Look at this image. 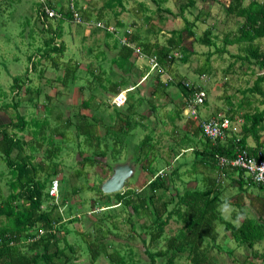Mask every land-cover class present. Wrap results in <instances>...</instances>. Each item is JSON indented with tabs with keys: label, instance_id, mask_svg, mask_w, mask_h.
Segmentation results:
<instances>
[{
	"label": "trees",
	"instance_id": "obj_1",
	"mask_svg": "<svg viewBox=\"0 0 264 264\" xmlns=\"http://www.w3.org/2000/svg\"><path fill=\"white\" fill-rule=\"evenodd\" d=\"M75 1L39 0L37 10H35L36 19L40 24L36 30L41 37V47L36 48L37 54H39L38 60L48 62L55 69L62 66V63L59 61L64 53V45L61 41L63 34L62 24H73L79 27L83 24L84 27V25L86 26L90 22L87 9L77 6ZM149 1L154 6L152 10H148L142 3L136 4L135 10L142 15L143 25L147 27L145 31L151 35H156L162 32V29L158 27L155 32L154 24L166 20L162 13L171 14V12L163 6L167 0ZM195 1L183 0L178 4L177 14L182 19L184 25L179 30L168 31V37L162 45H159L155 41H148L147 37L142 38L139 36L137 30L129 31V33L124 32L121 37L125 38V42L121 43L119 38H117L112 43V48L116 49L117 52L115 57L111 59V63L124 73L131 69V57L140 54L145 60L147 58L155 60L157 65L155 69L151 70L148 62L145 65V74L148 76L151 73L153 79V87L149 95L162 94L170 84H174L178 89L182 99L177 103L176 106L179 108L172 112L170 120L181 116L193 93L201 90L204 91L200 85L192 84L185 78L170 77L168 73V69L172 65L183 63L187 60L185 56L186 48L182 42L184 38L194 36L190 28L194 26L193 22L200 20V18L194 15V19L189 22L182 14L186 8L193 7ZM199 1L202 2L204 0ZM122 2V0H104L101 7L95 11L92 17V24H94L92 32H103L105 37L111 38L115 37L114 34L117 33L118 28H125L127 25L118 19L120 13L124 12ZM242 2L243 0H232L225 7L226 15H233L241 19V22L235 32H228L223 35L222 44L223 46H237V53L230 55V57L233 58V62H239V67L245 66L249 68L251 65H255L259 69L264 70V51H260L259 43H257L258 40L264 41V2L249 0L245 5H242ZM42 6L52 10L59 17L56 19L46 18V15H44L42 22H40L38 12L41 11ZM115 8L118 9L115 10ZM103 11L105 13L111 12L113 20L109 21L105 19L106 15L103 17ZM73 13L77 14L82 23H75L73 21ZM99 23L105 27H112L114 33L106 32L95 26V24ZM214 38L211 28L208 27L196 41L206 47H211L214 46ZM216 50V52L224 53L223 48H217ZM208 56H206L204 63L196 70V74L199 76L209 74L210 65ZM27 60L30 63L28 71H35L36 67L32 64L31 57H27ZM77 68L76 62L69 64L67 61L62 68L63 75L54 80L62 87L71 86L76 79L75 72ZM164 75L165 79L163 78ZM89 76L92 80L98 82V93H109L107 96L109 99L106 97L108 102L100 101L95 107V110L98 109V106L103 108L109 107L112 110V114L108 115L106 119L96 114V111L94 116L91 115L88 118L78 115V112H76L72 118H64L63 122H61L60 114H58L54 118L56 126L53 128L52 134L58 135L59 141H54L50 136L44 137L48 126V121L45 118L41 119V121L33 118L26 121L22 116L15 113L14 122L8 121L5 124H0V163L7 170L6 177L5 173L4 175L0 173V178L4 179L2 181L3 186L7 191L5 195L0 192V218H2L0 219V264H69L74 257V248L65 239L69 233L65 227V223L69 224L77 221V219L73 217L64 222L61 221L62 216L56 212V209L57 207L64 206L68 197L60 193L57 203V197L53 198L49 194L52 178L58 173L53 160L62 148L61 142L65 141V132L67 130L72 128L75 137L82 138L79 145L92 153L93 158L80 156L81 159L78 163L81 166L85 164L92 166L97 163V158H104L107 155L113 161L116 160V157L126 148L127 136L136 127L143 128L132 117L135 103L131 101L133 94L130 95L129 92L135 91V94L138 92L136 87H133L134 85L125 87L126 82L123 78L115 81L107 80L105 85H101L99 77L93 75L92 72H89ZM24 80L25 83H28L27 78ZM21 83L22 81L18 77L12 78L10 85L12 86L10 87L11 95H15L18 92ZM183 83L187 84L184 85ZM263 83L264 74L256 76L252 85L244 89L242 94H256L263 97L264 92L261 87ZM78 88L81 90L82 87L78 86ZM86 89L88 91L91 90L89 87ZM123 90L125 91V100L121 105L115 106L111 103V98ZM24 93L36 95V91L29 88H26ZM204 95L202 103L196 105L194 108L199 120L217 116L215 113L203 118L198 116V107L205 105V92ZM4 96L5 94L0 91V98ZM92 100L91 94L79 106L83 109H88ZM140 102L141 99L138 98L136 100V107ZM226 103L229 108L225 112V117L229 122H232L236 108L239 109L240 105L233 108L229 98L226 99ZM18 104L19 101L16 100L9 106L16 109ZM261 104L264 105V101H261ZM250 105L251 102H245L246 108H249ZM2 108H6V106L3 105ZM46 114H50L48 109H46ZM120 116L123 118L121 119ZM239 117L241 123L237 133H231L232 130L229 129L228 135L223 141L217 140L212 142L205 138L196 124V127L190 133L186 131L180 136L177 142L179 147L188 144L194 146V143L198 141L201 143L198 150L195 147L191 148L187 146L195 158L199 157V159H195L191 163L190 170L192 174L196 173V166H199L200 168H208L215 175L211 177L203 176L201 179L203 186L200 190L185 189L180 194L175 192L170 201H161L157 203L158 206L153 201V199L158 198L155 197L154 193L159 189L168 190V182L170 180L166 179L167 174L153 173L151 170L154 157L152 156V139L149 134H144L143 138L134 145L133 158L131 157V159L135 165L141 164L140 161L145 162V165H141L142 169L144 172L150 174L151 179L144 187L150 193L139 196L138 193L127 190L121 193H112L111 196L114 198L116 205H122L124 209H128H125L127 213L126 221L131 233L134 232L132 217L138 218L139 216H144L149 219L147 224H139V229L147 237V246H145L144 240H141L142 255L146 258L147 264H157L156 261H163L162 264H174L175 260L180 257H185L190 264H217L209 256L213 250H216L218 253L221 252L220 247L215 243L217 238L215 231L216 224L222 225L223 232L228 234V237H230L237 248H241L245 252L239 264H257L252 263L246 252L251 258L257 261L260 260L259 257L262 254L256 253L253 246L264 238V200L257 196L255 198L260 202L254 203L251 200V202L247 200L246 196L250 188L256 187L259 191H264V188L251 182L249 177L241 170H227L217 165L218 158L232 159L237 150H244L254 156L255 159H264V143L260 141L261 134L264 133V107L261 110L255 108L251 112L245 111ZM138 118L143 120V117L139 116ZM114 126L117 127L115 128ZM29 127L31 129L27 131ZM97 127L102 128L104 137L111 139L109 145L97 134ZM24 132L29 134L30 138L24 139ZM15 133H20V135H16ZM247 139L253 142V146L246 144ZM44 145L46 147L42 152V159L35 163V153L41 150ZM79 145L77 142L76 146L78 148ZM166 165L168 166V164ZM175 171H177L176 168L172 169L170 175L178 176ZM232 174H236V178L231 177ZM79 175L80 172L75 171V177H79ZM217 175L219 178H230L231 182L239 190V195L234 199V206L241 213V216H238L241 219L237 225L225 221L217 210L221 204H233L228 200L226 202L225 199L222 200L220 198V179H218ZM77 191L78 189H72L73 194L77 193ZM96 191L100 192L97 188ZM111 196H106V203L109 202ZM53 200L54 202H51L50 205H46V209L42 208L44 202ZM250 203H253V205H250ZM168 204H173V207L169 211L166 210ZM244 204L249 207L250 217L244 216V212L242 213L244 211L243 207H245L243 206ZM113 212H109L108 209L103 213V217L100 220L108 217L113 218L111 217V215H114ZM170 220L179 224V227L175 230V234L165 237V227ZM111 224L112 228L115 229V224ZM99 230L98 228L96 229L97 235ZM74 233L81 239L82 237L86 239L89 236H84L77 231ZM99 236L101 237L94 236L92 242L88 243V264H94L101 254L107 258L109 264H126V257L119 255L117 250L107 252V247L103 243L104 236L101 234ZM132 236L133 233L129 234V237ZM111 242L113 243V241ZM160 244L161 246H159ZM125 248L126 253L130 256L132 248L129 246V243L125 244ZM232 252L227 251L225 253L228 256ZM232 261L233 259H231ZM128 262L129 264H139L133 263L130 257Z\"/></svg>",
	"mask_w": 264,
	"mask_h": 264
},
{
	"label": "rangeland",
	"instance_id": "obj_2",
	"mask_svg": "<svg viewBox=\"0 0 264 264\" xmlns=\"http://www.w3.org/2000/svg\"><path fill=\"white\" fill-rule=\"evenodd\" d=\"M103 1H75L77 6L87 9L90 22L88 26L84 25V27L83 24H81V27L73 24L68 25L67 23L62 24L63 34L61 41L64 45V53L59 60L62 66L55 69L48 62L38 60L39 54H37L36 48L41 47V37L36 30L40 24L36 19L35 10H37L39 0H0V91L5 94L4 97L0 98V124H5L8 121L14 122L15 113L22 116L26 121L32 118L41 121V119L45 118L48 121V126L44 137L50 136L54 141H59L58 135L52 134L53 128L56 126V121L54 120L56 115L60 114L61 122H63L64 118H72L76 112H78V115H83L88 118L91 115L94 116L96 111V114L103 117V119H106L108 115L112 114V110L109 107L103 108L98 106V109L95 110L96 104L98 105L100 101H107L109 93L97 92L98 82L92 80L89 72L99 77L101 85H105L107 80L115 81L120 78H123L126 82L125 87L134 85L133 87H136L138 92L136 94L135 91L129 92L130 95L133 94L131 101L135 103L132 110L134 112L132 117L143 128L136 127L127 136L126 148L116 157V160L113 161L107 155L104 158H97V163L92 166L86 164L81 166L78 163L81 159L80 156L90 158H93V156L88 149L79 145L82 138L75 137L72 128L67 130L65 132L66 139H64V142H61L62 148L53 160L58 173L52 178L51 182V185H55L56 183L55 191L53 187L49 191V194L53 191L55 195L57 194V203L60 193L68 197L65 205L57 207L56 209V212L62 216L61 221L64 222L73 217L77 219V221L69 224L65 223V227L69 231L65 239L74 248V257L69 264H88V243L92 242L94 236L101 237L99 234L104 236L103 243L107 247V252L117 250L119 255L126 257V264H129V257L133 263L147 264L146 258L142 255L143 248L141 246V240H144L145 246H147V237L139 229V224H147L149 219L144 216H139L138 218L132 217L134 221V232H132L133 236L129 237V234L132 233L126 221L127 213L125 209L127 208L124 209L122 205H116L111 194H103L101 192L99 194L96 191L100 183L110 175L111 166L127 160L132 161L131 157L133 158L134 145L143 138L144 134H149L152 139V156L154 157V162L151 161V170L153 173L167 174L166 179L170 180V182L167 181L169 183L168 190L159 189L155 191L154 195L158 198L153 199V201L156 206L161 201H170L175 192L180 194L185 189L200 190L203 186L201 181L202 177H211L215 174L214 172H210L206 167L200 168L196 166V173L194 174L190 170L192 161L199 159V157L195 158L187 146L191 148L195 147L198 150L201 146L199 141V143H194V146L188 144L179 147L177 145L180 136L186 131L190 133L196 126L195 121L184 116L182 113L179 118L170 120L172 112L179 108L176 106L177 103L182 99L180 92L174 84L168 85L162 94L151 96L149 92L153 87V79L151 73L148 76L145 74V65L147 64L145 59L138 56L131 57V69L126 73L118 70L111 63V59L115 57L117 52L116 49L112 48L113 40L117 38L123 39L121 35L124 32L129 33V31L137 30L139 36L142 38L147 37L148 41H155L159 45H162L168 37V31L181 29L184 24L177 14V6L183 0L166 1L163 6L169 9L171 14L162 13L166 20L154 24L155 32L158 27L162 29V32L156 35H151L145 31L147 27L143 25L142 15L135 10L136 4L142 3L148 10L154 8L153 4L149 0H122L124 12L122 11L120 13L118 19L127 26L117 29L116 38L114 36V38H107L103 32H92L94 26L92 24V17L95 11L101 7ZM231 1L204 0L201 2L196 0L193 7H188L184 10L182 16L189 22L194 19V15H197L200 20L193 22L194 26L190 28L194 36L186 37L182 42L186 48L185 56L187 60L183 63L172 65L168 69V73L170 77L185 78L192 84L200 85L204 90L206 101L205 105L199 106L197 109L199 117H208L215 113L217 116L227 119L225 117V112L229 108L226 103L227 98H229L233 108L240 105L239 109L236 108L234 120L230 122L231 133H237L241 123L239 115L245 111L251 112L255 108L262 109L264 107L261 104V101H264V95L262 97L256 94H242L244 89L252 85L256 76L264 74V70L259 69L255 65H251L249 68L245 66L239 67V62H233V58L230 57V55L237 53V46H223L222 44L223 35L228 32H235L241 22V19L233 15L225 14V7ZM248 1L243 0L242 5L247 4ZM257 1L264 2V0ZM117 9L115 8V10ZM103 15V17L106 15L105 19L109 21L113 20L111 12L105 13L103 11ZM208 27L211 28L212 35L215 37L213 39L214 46L211 47H206L196 41ZM257 43H259L260 51L263 52L264 41L258 40ZM217 48H223L224 53L216 52ZM207 55H209V74L199 76L196 74V70L204 63ZM27 57H31L32 64L36 67L33 72L28 71L30 63ZM67 61L69 64L77 63L78 68L75 72L76 79L71 86L62 87L54 79L60 78L63 75L62 68ZM165 75L163 76L164 79ZM13 77H18L22 81L15 95H11L10 88L12 87L10 85ZM25 78L28 79V83H25ZM78 86L82 87L81 90ZM87 87L91 88V90L88 91L86 89ZM261 87L264 92V83ZM26 88L36 91V95L31 93L25 94L24 90ZM91 94L93 100L89 105L90 107L88 109L81 108L79 104L87 100ZM138 98L141 99V102L136 107V100ZM16 100L19 101V104L16 109H13L9 105ZM245 102H251L249 108H246ZM3 105L6 108H2ZM46 109L50 111L49 115L46 114ZM139 116L143 117V120L141 118L139 119ZM120 117L121 119L123 118L122 116ZM107 124L109 125V123ZM114 127L116 128L117 126ZM30 129L31 127L27 131ZM96 132L102 140L108 145L110 144L111 139L103 136L101 127H97ZM15 134L20 135V133ZM23 137L24 139H28L30 135L24 132ZM77 142L79 148L76 146ZM262 142H264V134ZM45 147L44 145L41 150L36 151L35 163L42 159V152ZM140 162L141 164H134L132 176L127 180L119 193L127 190L136 192L139 196L150 193L144 186L151 177L149 173L144 172L142 169L143 167L141 165H145V162ZM174 168L177 169L175 172L178 176L170 175V172ZM75 171L80 172L79 177H75ZM6 172L5 167L0 163V173H3V175L5 173L6 177ZM231 177L236 178V174H232ZM218 179H220L219 185L221 188L220 198L222 200L225 199L226 202L228 200L233 204H221L217 210L225 221L237 225L239 222L237 218L241 216V213L234 206V199L239 195V190L231 182L230 178L218 177ZM3 180V178H0V192L5 195L7 191L3 186ZM74 188L78 189V191L73 194L72 189ZM107 195L111 197L109 202L106 203ZM257 196L264 200V191H259L256 187L248 189L247 200L252 201ZM51 202H54V200L44 202L42 208L46 209V205H50ZM250 205H253V203H250ZM243 206H245L243 207L244 211H242L245 215H243L250 217L249 207L245 204ZM172 207L173 204H168L166 210L169 211ZM108 209L109 212L114 211V215H111L113 218L108 217L100 220L103 217V213ZM111 223L115 224V229L112 228ZM178 227L179 224L170 220L165 227V237L175 234V230ZM97 228L100 229L98 235L96 233ZM73 231L82 233L84 236H89L86 239L85 237L81 239ZM215 231L217 233L215 243L220 247L221 252L218 253L216 250H213L209 256L217 264H239L243 257L242 255L245 254L243 249L235 246L230 237H228V234L223 232L222 225L216 224ZM128 243L132 248V254L130 256L126 253L125 248V244ZM253 248L256 253L262 254V256L257 261L251 258L246 252L248 258H250L252 263L264 264V238L261 242L255 244ZM227 251L233 252L227 256L225 253ZM231 259H233L232 262ZM175 261L174 264H190L185 257H180ZM156 263L162 264L163 261H156ZM94 264H109V262L101 254Z\"/></svg>",
	"mask_w": 264,
	"mask_h": 264
},
{
	"label": "built area",
	"instance_id": "obj_3",
	"mask_svg": "<svg viewBox=\"0 0 264 264\" xmlns=\"http://www.w3.org/2000/svg\"><path fill=\"white\" fill-rule=\"evenodd\" d=\"M44 15H46V18L56 19L59 17V15L53 12L52 10H49L45 6H42L41 11L38 12V18L40 22H42ZM72 17L75 23H82V21L77 16V14L73 13ZM88 23L86 25H89ZM95 26L106 32L114 33V29L112 27H105L102 26V24L100 23L95 24ZM119 41L123 43L125 42V39L124 38L119 39ZM138 57L143 58V56H141L140 54L138 55ZM146 60L151 70L156 68L157 65L153 58H147ZM183 84L186 85L187 83H183ZM204 96H205L204 91L202 90L193 93L191 95L188 104L183 110V115L195 121V124L199 127L202 135L205 138L211 140L212 142L217 140L223 141L227 137L228 130L230 129V122L227 119H224L219 116H215V117H208L204 120H199L196 116V112L194 108L196 105L202 103ZM124 100H125V91H121L111 98V103L114 104L115 106H119L124 102ZM217 165L227 170H233V169L241 170L245 173L246 176L249 177L251 182H253L256 185L262 186L264 188V159H255L254 156L248 154L246 151L237 150L235 156L232 159H227L222 157L218 158ZM55 186L56 183L55 185H51L50 190H52V188L54 187V191H55L56 188ZM54 191L50 194V196L56 198L57 194L55 195Z\"/></svg>",
	"mask_w": 264,
	"mask_h": 264
},
{
	"label": "water",
	"instance_id": "obj_4",
	"mask_svg": "<svg viewBox=\"0 0 264 264\" xmlns=\"http://www.w3.org/2000/svg\"><path fill=\"white\" fill-rule=\"evenodd\" d=\"M134 163L125 161L111 166L110 175L100 183L98 190L103 194L120 192L127 180L132 176Z\"/></svg>",
	"mask_w": 264,
	"mask_h": 264
},
{
	"label": "crops",
	"instance_id": "obj_5",
	"mask_svg": "<svg viewBox=\"0 0 264 264\" xmlns=\"http://www.w3.org/2000/svg\"><path fill=\"white\" fill-rule=\"evenodd\" d=\"M262 109H263V108H262ZM258 110H261V109H258ZM182 114H183V112H182ZM235 132H236V131H235ZM263 134H264V133H262V134H261V137H260V141H261V142H262ZM263 143H264V142H263ZM246 144H247L248 146H253V142H252L250 139H247V140H246ZM252 201H253L254 203H255V202H257V203L260 202V201L257 200L255 197H254V199H253ZM263 217H264V216H263ZM240 219H241V218H238L237 220L240 221Z\"/></svg>",
	"mask_w": 264,
	"mask_h": 264
}]
</instances>
